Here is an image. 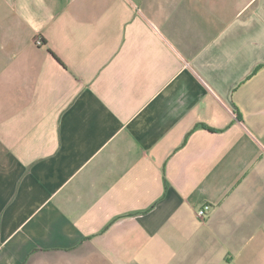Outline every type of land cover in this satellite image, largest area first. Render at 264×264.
Returning <instances> with one entry per match:
<instances>
[{
    "label": "crops",
    "instance_id": "obj_1",
    "mask_svg": "<svg viewBox=\"0 0 264 264\" xmlns=\"http://www.w3.org/2000/svg\"><path fill=\"white\" fill-rule=\"evenodd\" d=\"M0 264H264V0H0Z\"/></svg>",
    "mask_w": 264,
    "mask_h": 264
},
{
    "label": "built area",
    "instance_id": "obj_2",
    "mask_svg": "<svg viewBox=\"0 0 264 264\" xmlns=\"http://www.w3.org/2000/svg\"><path fill=\"white\" fill-rule=\"evenodd\" d=\"M35 43L37 46L45 45V41L41 37H37ZM211 210H212V206L206 204L198 210V216L201 217L202 219H205Z\"/></svg>",
    "mask_w": 264,
    "mask_h": 264
}]
</instances>
